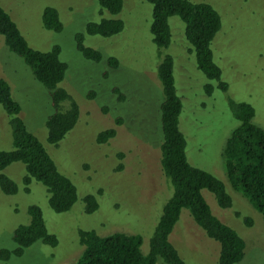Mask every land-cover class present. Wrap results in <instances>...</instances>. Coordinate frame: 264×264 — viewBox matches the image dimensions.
<instances>
[{
  "label": "rangeland",
  "instance_id": "rangeland-1",
  "mask_svg": "<svg viewBox=\"0 0 264 264\" xmlns=\"http://www.w3.org/2000/svg\"><path fill=\"white\" fill-rule=\"evenodd\" d=\"M192 1L208 2L220 14L222 25L211 47L228 88L224 92L214 86L210 94L204 92L207 79L196 68L183 22L170 16L167 51L174 58L175 86L182 100L179 128L186 139V156L192 165L220 179L231 196V206L221 208L211 192L202 190L211 212L245 241L243 257L235 264H264L262 215L231 187L221 155L226 138L238 124L229 110L228 98L250 103L255 109L252 121L264 129V0ZM0 5L30 47L47 51L59 45V59L67 68L57 86L66 89L79 107L74 127L57 146L48 144L44 122L52 111L49 93L0 34V77L7 81L19 103V115L59 171L77 188L72 207L56 213L50 209L40 182L32 180L29 191L23 190L21 162L14 161L1 170L20 188L15 194L0 190V248L14 246L13 229L28 223L27 208L31 204L41 208L46 227L58 238L53 247L36 241L21 256H11L7 264H68L82 249L79 229H94L101 235L115 231L140 234V250L147 253L149 238L172 189L159 163L158 107L162 91L155 75L157 57L149 31L151 4L123 0L121 11L112 16L124 22L119 33L110 37L84 34V43L102 53L99 62L83 58L74 38L76 32H84L88 21L100 18L96 0H0ZM46 6L56 8L63 25L60 31L43 27L41 14ZM108 56L117 58V67H109ZM115 88L123 94L122 99ZM108 127H115V136L98 144L96 134ZM11 148L8 114L0 105V149ZM118 152L123 153L121 160ZM87 193L94 194L98 201L92 213L84 212L82 197ZM244 217L251 219V225L244 223ZM168 238L185 264H217L219 243L204 233L186 208L181 209ZM155 264L165 263L157 256Z\"/></svg>",
  "mask_w": 264,
  "mask_h": 264
},
{
  "label": "trees",
  "instance_id": "trees-1",
  "mask_svg": "<svg viewBox=\"0 0 264 264\" xmlns=\"http://www.w3.org/2000/svg\"><path fill=\"white\" fill-rule=\"evenodd\" d=\"M96 1L100 18L88 21L84 32H76L74 38L76 48L83 58L99 62L102 53L84 43V34L110 37L119 33L124 22L121 18L112 16L121 11L123 0ZM146 1L152 8L149 31L157 57L155 75L162 91L158 107L161 129L159 163L170 189L172 187L171 194L162 206L149 238L147 253L140 250V234L115 231L101 235L94 229H79L78 241L82 249L78 257L68 264H155L157 256L165 264H185L168 238L182 208L189 211L194 222L209 238L219 243L217 264H235L243 257L245 241L233 228L211 212L202 190L211 192L221 208L230 207L232 199L220 179L192 165L187 159L186 139L179 128L182 100L175 86L174 58L167 51L171 42L168 18L175 15L183 22V34L194 55L196 68L207 79L203 84L204 92L210 94L214 86L226 92L228 84L221 78L222 71L211 47L222 25L220 14L210 3L204 1ZM41 21L44 28L53 31H60L63 27L56 8L52 6L44 7ZM0 34L7 47L23 58L35 79L47 89L52 111L44 122L46 142L57 146L74 127L79 116L76 101L66 89L57 86L67 68V64L59 59V45L54 44L47 51L30 47L16 23L1 5ZM106 60L109 67H117L118 60L115 56H108ZM115 91L120 93L118 88H115ZM119 97L122 99L123 94L120 93ZM227 103L238 124L231 130L221 151L226 177L231 187L239 191L262 215L264 226V129L252 121L255 109L250 103L232 98H228ZM0 105L8 114L12 137V148L0 149V190L4 194H15L19 190L18 183L1 173V170L12 162L19 161L24 166L21 177L23 190L29 191V184L36 180L45 187L47 203L52 211H68L77 200V188L70 178L59 171L41 141L27 129L19 115L20 105L11 95L10 86L2 77ZM115 134V127L102 129L96 134V142L105 143ZM117 156L121 160L123 153L118 152ZM121 165L120 161L117 167L120 169ZM82 200L85 213H92L97 209L98 201L94 194L87 193ZM27 213L28 223L18 224L13 229L14 246L0 248V261L3 264H7L11 256H21L25 249L36 241L51 247L58 243L56 234L46 227L38 205H29ZM236 215L239 216L238 213ZM243 220L247 225L252 223L249 217H244Z\"/></svg>",
  "mask_w": 264,
  "mask_h": 264
}]
</instances>
